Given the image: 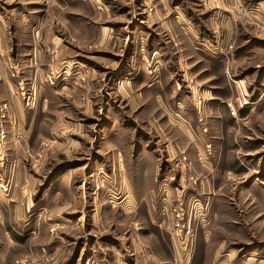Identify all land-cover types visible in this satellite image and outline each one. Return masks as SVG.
Listing matches in <instances>:
<instances>
[{
  "label": "crops",
  "instance_id": "1",
  "mask_svg": "<svg viewBox=\"0 0 264 264\" xmlns=\"http://www.w3.org/2000/svg\"><path fill=\"white\" fill-rule=\"evenodd\" d=\"M125 1L120 2V6L124 8L119 14L109 15L113 21L108 27L96 25L95 2L71 0L79 19L70 21L67 39L65 35L56 38L47 36V32L43 34L41 30L39 33L32 29L30 37L19 41L15 52L11 53L13 65L9 71L0 64V102L7 105L6 111L16 107V110L21 111V115L24 109L28 108L31 113L37 108L41 128V137L33 135L0 138V177L13 178L9 194H5L0 188V264H19L22 260L28 261L29 264H64L66 253L63 233L57 229L42 231L39 228L42 226L40 223L47 220L63 222L64 203L58 197L33 198L32 190L36 184L33 168L40 169L46 158H56L62 146L68 142L67 138L65 140L62 137L66 121L71 122L74 132L80 123L83 124L82 134L75 133V136L69 133L74 137V140L69 142V147L73 146L71 151L92 153L102 150L106 154L110 150L108 145L111 142L108 137H116L118 132H121L122 137L126 132L129 125V104L135 103L142 112L144 107L152 103L150 121L153 119L154 126L157 123L165 127L164 136L159 138L163 140L167 152L175 154L177 147L185 151L184 157L199 163L196 169L198 173L226 175L242 172L239 166H235L231 157L235 137H208L205 132L208 112L215 115L209 119L212 125L216 127L223 123L222 110L218 112L217 109L218 105H222L225 93L218 84V79H223V55L208 53L200 46L209 47L207 45L219 37V28L224 31L221 43H228L236 33L241 29L243 31V25H247L245 14H252L251 16H257L264 21V0H241V4L236 0H202V7L194 17L189 16L179 5L170 4L168 0H156L158 2L151 4V8L144 5V0ZM143 29L151 32V38L154 32L161 34L159 43L154 40L149 43L150 49L157 52V55L153 54L151 58L159 65L162 62L157 77H152L142 69L140 54L147 45V36L141 32ZM257 37L264 40V30L263 33H258ZM37 44L41 48L48 45L56 49V52L52 56L45 48L38 49ZM82 46L85 50L79 51L76 48ZM199 50H202L201 54H195ZM143 56L142 59L147 55ZM202 59L205 60L203 64L200 62ZM216 61L219 62V68L214 70L212 64ZM74 63L78 73L73 72L75 69H70ZM64 64L68 67L57 76L56 83H47L48 67ZM179 71L180 81H177L174 74ZM183 78L185 82L188 78H194L202 85L204 99L201 104L194 102L195 93H192L191 99L182 97L178 85L179 82L182 83ZM17 87L21 89V95L25 90L35 92L34 106L23 105V96L17 94ZM263 93L264 90L261 94ZM176 94L180 97H176ZM97 112L100 115H97ZM7 115L9 119V113ZM96 117L97 119L93 120ZM137 121L139 122V119ZM62 128L63 130H60ZM55 129L61 137L57 140L50 137L51 130ZM84 134L89 139L81 137ZM97 138L98 143H95ZM48 141H51V146L47 145ZM86 143H89L87 148L90 147V151L85 148ZM256 147L262 146L256 144L243 149L246 148V153L253 154L257 152ZM64 149L68 150L67 147ZM159 156L160 153H157V157ZM249 169L254 170V167ZM205 179L209 191L210 181ZM221 182L227 194L234 187L232 185L227 188L224 185L226 181ZM141 188L145 190L146 186L140 184L139 189ZM249 190L246 188V194L244 190L236 191V195L247 196L251 193L250 198L264 197V193L260 191ZM76 205L77 207L73 208L77 211L74 219L79 224L85 214L82 213L81 204L78 202ZM255 206L253 221H259L260 216L264 221V209ZM165 233L167 234V231ZM157 234L160 237H157ZM157 234L152 231L125 235V246L113 257L112 264H177V261L168 259L165 254L162 255L156 250L157 244H161L164 251L163 247L168 246L169 249L166 250L172 252L168 237L158 232ZM128 236L130 244L127 241ZM186 241L187 238L183 241L185 243L181 244L182 249L186 247ZM181 255L182 253L179 255L178 252L179 258ZM104 262L105 256L101 259L91 257L86 264H107Z\"/></svg>",
  "mask_w": 264,
  "mask_h": 264
},
{
  "label": "rangeland",
  "instance_id": "2",
  "mask_svg": "<svg viewBox=\"0 0 264 264\" xmlns=\"http://www.w3.org/2000/svg\"><path fill=\"white\" fill-rule=\"evenodd\" d=\"M90 1L96 4V25L108 27L113 21L109 15L119 14L124 8L120 6V2H126ZM168 1L179 5L193 17L202 7V0ZM236 1H240V4L242 2ZM156 2L158 1L144 0V5L151 8ZM72 3L71 0H0V64L9 71L13 65L11 53L15 52L19 41L30 37L32 29L39 33L41 30L43 34L47 32V36L56 38L65 35L67 39L70 21L79 19ZM251 15L245 14L247 25H243V31L241 29L228 43H221L224 31L219 28V37L211 44L207 43L209 47L200 46L208 53L223 55L220 56L223 61V79L219 78L218 84L225 93L222 105L217 106L218 112L222 110L223 123L216 127L212 125L209 119L215 115L208 112L205 132L208 137H235L231 157L242 172L226 175L198 173L196 169L199 163L184 157L185 151L177 147V153L167 152L163 140L159 138L164 136L165 127L156 123L155 128L153 119L150 121L152 103L144 107L142 112L135 103L129 104V125L126 132L122 137L121 132L116 137H108L111 142L106 154L102 150L92 153L71 151L73 146L69 147V142L74 137L69 133L82 134L83 124L80 123L74 132L71 122L66 121L62 137L68 140L64 145L68 150L62 146L56 158L45 159L47 165L44 163L37 170L33 168L36 184L32 190L33 198L58 197L64 203L63 222L47 220L39 226L42 231L52 228L63 233L66 253L64 264H86L91 257L101 259L103 256L106 258L104 263L112 264L113 257L125 246V235L152 231L168 237L172 252L166 250L169 249L168 246L163 247L164 251L161 244H157L156 250L165 254L168 259L177 261V264H182L187 259L190 264H264V221L262 216L259 221H253L255 205L264 209V197L255 199L250 198L251 193L245 195L248 192L246 188L251 190L249 192L257 190L264 193V93L261 94L264 90V40L257 37L258 33H263L264 21ZM141 32L147 36V45L140 54V59L144 62L152 59L153 54L157 55L156 51L150 49L149 43L151 40L159 43L161 34L154 32L151 38L149 30L143 29ZM37 48L41 46L38 45ZM44 48L48 51L52 47L44 45L41 49ZM76 48L79 51L85 50L83 46ZM200 51L202 50L195 54L199 55ZM50 54L53 56L55 53ZM145 54L147 56L142 59ZM200 62L203 64L205 60ZM217 62L212 64L214 70L219 68ZM160 65L162 67V62ZM142 69L145 70L143 63ZM159 73L160 71L156 77ZM180 74V71L174 74L175 80L180 81ZM237 84L244 90L243 97L247 101L242 106L237 103ZM178 87L182 97L191 99L192 93L198 91L203 98L202 85L194 78H188L186 82L183 78ZM16 92L19 96L22 94L18 87ZM28 92L25 90L24 94ZM133 94L136 97L135 92ZM176 97L180 95L176 94ZM21 101L24 105V97H21ZM228 102L233 104V109ZM6 107V104L0 102V137H41L37 108L31 113L28 108L24 109L21 115L16 107L9 112ZM192 107L194 109V105ZM96 119L97 117L93 118ZM50 137L56 140L61 138L56 129L51 130ZM81 137L89 139L85 134ZM98 140L95 139V143ZM89 143L85 146L88 151L91 150L90 147L87 148ZM256 144L262 147H256L257 152L253 154L246 153L248 146ZM47 145L51 146V141ZM242 146L246 148L243 149ZM157 153L161 156L157 157ZM250 167H254V170L249 169ZM205 178L210 181L209 191ZM223 179L226 181L225 187L234 186L228 194L221 186ZM140 184H144L146 189L140 190ZM250 184L253 185L249 187ZM239 190L246 192L238 197L236 191ZM78 202L85 214L79 224L74 219L77 211L73 210ZM177 221L179 223L175 226ZM154 237L156 238L155 235ZM185 237L187 245L182 249L180 245L185 242L180 238ZM127 241L130 244L129 236ZM149 242L153 246L150 240ZM178 252L179 255L182 253L181 258L177 256Z\"/></svg>",
  "mask_w": 264,
  "mask_h": 264
},
{
  "label": "built area",
  "instance_id": "3",
  "mask_svg": "<svg viewBox=\"0 0 264 264\" xmlns=\"http://www.w3.org/2000/svg\"><path fill=\"white\" fill-rule=\"evenodd\" d=\"M48 51L52 54H54L56 52V49L54 48H49ZM143 66H144V69L152 76V77H156V75L158 74L159 72V63L156 61V60H153V59H146L144 62H143ZM68 67L67 64H64V65H60V66H56V65H52L48 68L47 72H46V80H47V83H49L50 85H54L56 83V78L57 76L61 73V72H64L66 70V68ZM70 68V67H69ZM76 68V63H74L72 66H71V70L72 69H75ZM74 73H78V70L75 69L73 70ZM237 88H238V92H239V97L237 98V103L239 106H242L244 103H246V99L245 97H243V89L242 87L237 84L236 85ZM24 97V105L27 106V107H32L35 105V102H36V94L35 92L32 90H30L26 95L24 94L23 95ZM193 99H194V102L196 104H201L202 102V96L200 94V92H196L193 96ZM228 105L231 109H233V104L231 102H228ZM234 112V111H232ZM1 139L4 138V137H0ZM0 188L1 190L5 193V194H9L10 193V190L13 186V178L12 177H9L7 179H2V177H0ZM179 213H177V217L179 218ZM179 222H175V226L178 224ZM190 226V225H189ZM188 226V227H189ZM187 237V234L185 235ZM185 238H180V240H184L186 239ZM182 244V243H181ZM181 246V245H180ZM182 248V247H181ZM20 264H29L28 261L26 260H22L20 261ZM182 264H190L189 263V259H187L185 262H183Z\"/></svg>",
  "mask_w": 264,
  "mask_h": 264
}]
</instances>
